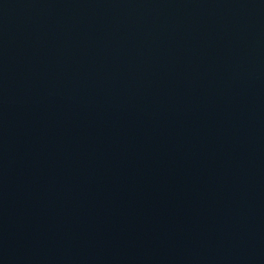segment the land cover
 Listing matches in <instances>:
<instances>
[{"label": "water", "instance_id": "water-1", "mask_svg": "<svg viewBox=\"0 0 264 264\" xmlns=\"http://www.w3.org/2000/svg\"><path fill=\"white\" fill-rule=\"evenodd\" d=\"M0 264H264V0H0Z\"/></svg>", "mask_w": 264, "mask_h": 264}]
</instances>
